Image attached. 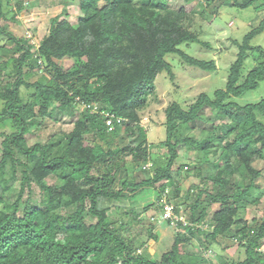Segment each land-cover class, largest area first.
I'll return each mask as SVG.
<instances>
[{
  "label": "trees",
  "instance_id": "1",
  "mask_svg": "<svg viewBox=\"0 0 264 264\" xmlns=\"http://www.w3.org/2000/svg\"><path fill=\"white\" fill-rule=\"evenodd\" d=\"M157 1L109 0L97 8V0H80L77 25L65 20L34 44L27 37H16L2 23L14 7V21L18 15L22 20L30 17L34 10L23 0H0V43L5 42L0 55L9 56L15 65V79L9 73L0 80V99L5 102L0 121L11 122L14 128L0 133V264H158L144 254L151 250L150 243L136 246L144 234L156 240L153 219L178 230L171 250L164 254L166 264H213L207 252L203 255L204 248L211 251L206 243L199 255L180 251V246L204 235V226L210 230L207 241L230 234L238 249L245 250V259L233 264H264V215L253 227L237 218L241 209L258 204L264 196V189L257 187L264 169L252 163L255 155L264 152V96L250 100L251 93L264 87V45L252 44L264 34V19L242 41L233 40L237 57L224 68L215 60H199L187 52L196 44L211 48L200 39L197 14L185 7L161 9ZM233 6L261 11L264 0H234ZM251 57L254 64L247 68ZM177 58L181 65L215 77L224 75L226 81L216 82L211 94H201L187 108L180 101L172 102L165 109L159 143L154 141L155 125L147 130L140 123L126 121L120 126L115 120V130L109 131L106 114L118 119L128 111L139 112L153 101L161 76L175 82ZM64 59L72 60L66 70L60 65ZM41 61L50 73L41 71L39 80L31 84L27 78ZM26 62L31 64L27 71ZM6 66L5 60L0 61L1 73ZM47 77L54 78L57 87L43 86L41 79ZM34 84L38 85L36 96L23 104L20 86ZM43 104L55 105L61 113L78 107L83 111L70 132L26 147L38 117L36 108ZM207 108L214 118L205 113ZM182 126H190L200 139L181 138ZM76 138L103 143L104 154L68 159L67 150ZM186 143L210 150L205 161L210 173L202 181L211 186L191 187L182 194L175 175L190 165L176 173L174 165ZM154 148L163 150V156L153 158ZM150 162L155 171L152 180L136 183L129 177L130 171H140ZM235 175L242 181L236 182ZM49 178L81 189L79 198L63 203L59 190L46 182ZM253 191L257 195H251ZM219 193L239 205L215 212L210 221L195 219L200 202L205 198L215 202ZM177 199L181 201L174 202ZM155 206L156 213L142 221ZM166 206L173 207L168 218ZM183 206L193 214L189 223L180 218ZM113 213L118 218L111 221Z\"/></svg>",
  "mask_w": 264,
  "mask_h": 264
},
{
  "label": "rangeland",
  "instance_id": "2",
  "mask_svg": "<svg viewBox=\"0 0 264 264\" xmlns=\"http://www.w3.org/2000/svg\"><path fill=\"white\" fill-rule=\"evenodd\" d=\"M17 0H12L15 3ZM27 3L29 8L34 10L33 16L31 18L21 19L16 18L14 21L13 15H16L15 7L13 11L9 13L7 19L3 21V25L9 29L16 37L20 39L30 38V36L35 37L36 41L41 42L43 39L51 33L59 24L63 21L68 20L74 24H78L80 19L79 4L80 0H67V4H63L64 0H23ZM234 0H191L190 3H186V0H159L157 1V6L161 9L171 8L179 9L185 7L189 12H195L197 14L195 19V26H201L200 39L211 44V48H207L204 45H194L187 52L199 60L211 61L215 60L217 65L220 67L228 68L236 59L238 53V47L234 44L233 40L237 39L242 41L243 37L252 29L258 27L264 19V9L261 11H256L255 9L242 10L233 6ZM62 3V4H61ZM109 3V0H97L96 7L102 8ZM26 33V34H25ZM5 42L0 43L4 45ZM252 44H262L264 45V34L257 36ZM13 45V44H12ZM12 45H8L10 48ZM7 46V45H6ZM5 60L7 66L3 68L2 73L0 72V80L6 78L9 73L14 76V61L9 56L0 55V61ZM179 61V62H177ZM174 62L175 68L174 73L176 75L175 82L172 83L170 77L165 75L161 76L157 80V91L154 94L153 101L147 107L141 109V111H128L125 114L127 122L140 123L142 126L146 127L147 130L151 128L152 125L156 126L154 139L155 143L161 142L163 138L162 132V122L165 119V109L174 101H180L182 106L188 107L194 103L197 98L203 94H211L214 90L216 82L226 81L224 75L220 77H215L214 73L202 71L198 68L191 67L187 64L181 65V59L177 58ZM41 66H35L34 71L27 78L30 83H35L41 77V71L50 73L47 71L46 64L41 61ZM254 64L253 58L247 60L246 67L249 68ZM61 67L63 69H68L72 66V60L64 59L61 62ZM24 70L27 71L31 67L30 62L23 64ZM15 79V76L13 77ZM43 81V86H48L51 88L57 87V82L54 78L47 77L41 79ZM177 85L179 88L173 89L172 86ZM38 85L34 84L31 86L21 85L19 88V97L23 104H28L33 100L37 94ZM175 87V86H174ZM264 96V87L250 94V100L258 101ZM248 99V98H246ZM5 102L0 99V113L4 109ZM37 119L34 125L31 126L32 134L28 137V142L26 147L34 145L37 142H47L49 140L55 139L57 134L68 133L74 127V122L77 121L83 108L78 107L76 110H68L65 113H61L57 106H50L48 104H43L36 108ZM212 118L215 114L210 109H206L205 112ZM126 127V125H125ZM13 125L11 122H1L0 121V133H9L13 131ZM124 127L121 128V133L124 132ZM179 134L181 138H198L197 132L192 131L190 126H182L179 129ZM57 139V138H56ZM3 138H0V142ZM264 147V144H263ZM163 150H158L154 148L152 150V157L157 158V156H163ZM105 152V147L103 143L97 144L88 139L76 138L69 149L67 150V158L70 160H75L77 158H89L94 159L103 155ZM210 155V150L202 151L197 145L185 144L179 149V159L174 165V172L177 171L182 166L190 165L181 171L180 176L175 175L179 179V186L181 187V193L185 194L191 187L194 188H206L211 186V183H204L202 180L209 175L210 166L206 161V156ZM199 163H202L200 166ZM253 165L258 170L264 169V152H259L252 158ZM152 162L148 163L140 171H130L129 177H133L136 183L150 181L155 176L154 167H152ZM200 168V173L197 169ZM176 173V172H175ZM228 178L229 175L226 174ZM235 181H242L240 175H235ZM123 180L124 177H119ZM46 182L54 189L59 190V194L63 198V203H70L73 200L79 198L81 194V189L75 186L65 185L59 180L49 178ZM258 189L261 191L264 189V179H261L257 183ZM195 189V190H196ZM251 195H257L256 191L251 192ZM217 201H211L209 199H204L200 202L198 210L195 212V219H203L210 221V217L217 211L222 209H228L237 207L238 202L227 197V194L219 193L217 195ZM180 199L174 200V202H180ZM244 201V200H242ZM178 204V203H177ZM158 206H155L142 216V221H148V217L151 214L156 213ZM264 215V196L260 198L258 204H250L245 209H241L238 219H242L248 224V227H253L257 224ZM166 216V215H165ZM181 220L186 223L192 221V212L187 209L186 206L182 207V214L180 215ZM116 214H111L110 220L113 221L117 219ZM196 222L201 224V222ZM156 220H152V229L154 235H156V240H150L147 234L140 237L137 242V248L143 247L144 243L151 244V250L144 252L148 257L158 263L166 264V259L164 254L169 252L173 246V241L175 237V232L178 231L175 226H169L164 220L161 219L159 224H156ZM147 226L144 225V228ZM205 227L204 235H198L192 243L180 246L181 253H195L197 255L202 252V243L211 245V251H203V255L212 261L213 264H233V261H239L245 259V250L238 249V243L232 240L231 236L217 238L216 240L209 239L206 240L207 235L210 230ZM248 231V230H247ZM154 249V250H153ZM142 249L139 250L141 252ZM143 252V251H142Z\"/></svg>",
  "mask_w": 264,
  "mask_h": 264
},
{
  "label": "built area",
  "instance_id": "3",
  "mask_svg": "<svg viewBox=\"0 0 264 264\" xmlns=\"http://www.w3.org/2000/svg\"><path fill=\"white\" fill-rule=\"evenodd\" d=\"M29 39L32 40V43L37 44V41H36L35 37H33V36L31 37L30 36ZM93 110L97 111L98 110V106L94 105L93 106ZM105 116H106V125H107L109 131H114L115 130V128H116L115 120L117 121V124H119L120 126L127 121L126 118H118V119H116L115 116H112L110 114H106ZM172 211H173V207L166 206V208H165V215L166 216L165 217H167V218L171 217L172 216Z\"/></svg>",
  "mask_w": 264,
  "mask_h": 264
},
{
  "label": "crops",
  "instance_id": "4",
  "mask_svg": "<svg viewBox=\"0 0 264 264\" xmlns=\"http://www.w3.org/2000/svg\"><path fill=\"white\" fill-rule=\"evenodd\" d=\"M32 16H33V14H32L30 17H26V18L28 19V18H31ZM26 18H25V19H26Z\"/></svg>",
  "mask_w": 264,
  "mask_h": 264
}]
</instances>
